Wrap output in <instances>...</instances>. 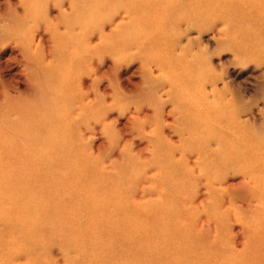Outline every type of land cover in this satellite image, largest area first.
Segmentation results:
<instances>
[{"label":"rangeland","instance_id":"obj_1","mask_svg":"<svg viewBox=\"0 0 264 264\" xmlns=\"http://www.w3.org/2000/svg\"><path fill=\"white\" fill-rule=\"evenodd\" d=\"M179 1L0 0V167L32 196L0 211V264H150L134 235L174 221L253 259L264 205L235 186L264 179V0ZM87 180L144 229L81 203Z\"/></svg>","mask_w":264,"mask_h":264},{"label":"bare ground","instance_id":"obj_2","mask_svg":"<svg viewBox=\"0 0 264 264\" xmlns=\"http://www.w3.org/2000/svg\"><path fill=\"white\" fill-rule=\"evenodd\" d=\"M164 1H165V4L168 3L169 5H174L175 7H177V6L183 7L184 6V4L180 3L179 0H164ZM128 7H129V9H132L133 4L129 3ZM126 8H127V5H126ZM15 77H16V74H13V76H11L9 78L5 77L4 81L7 82L9 80L10 83L11 82L13 83L14 81L18 82V80H16ZM45 143H47V142L45 141ZM48 144H50V143H48ZM42 146L46 147L45 145H42ZM247 147L249 148V144L247 145ZM253 147L254 146L251 144L252 150H253ZM47 151H48V149L43 148V151H42L43 153L38 154L37 160L43 161V160H45V158L47 159V157H49V156L51 157L52 156V155H50L51 152H49L47 154L46 153ZM224 164H225L226 168L232 167L234 164L233 157H230L229 160L226 161ZM4 166H6V165H4ZM258 168L264 173V160H263L262 165H259ZM19 174H20L19 172L12 169V166H7L6 168L0 167V211L5 209L9 205H11V206L16 205V208H15V210H16L19 207V204H23L25 206V204H28L31 201V199H32L31 195H27V196L22 195L20 192L15 190L13 187L14 183L18 181L17 178H19L21 176L20 175L19 177H17ZM40 175L41 174H36L35 176L29 177L28 184H30V182L32 180H36L37 177L39 178ZM25 176H27V173ZM250 180H252V179L250 178ZM250 180H248V181L251 182ZM248 181L243 180V181L239 182L238 185L235 186V188L236 189H242V190L244 188V190H247V188L250 186L251 191H253V193L251 196L252 198L249 201H257V203H255L254 205H257V204L264 205V186L259 187L262 184H264V182H263L264 179L262 180V179L256 178V185H258V187L251 186ZM260 182H261V184H260ZM209 184H210V182H209ZM81 186H82V188L80 189L81 193L86 192L85 194L88 193V196L85 197L86 200H80V201H81V203L86 205L89 209H91L92 211H97L99 209V206H100L98 203L105 199V203H104L105 208H108L111 204H113V208L109 207L110 208L109 211H111L112 214L117 217L116 220H118L120 218L118 221L123 222V225H125L126 230H128L129 228L132 229V228L136 227V231H137L141 226H142V229H144L142 222H141V224L139 223V219H140L139 210L141 208L138 207V204H134V206L132 207L133 209L131 207H127V206H129V205H127L129 203L121 202L120 199L118 198V194L116 192L106 193L105 192V185L102 182L99 184L95 183V185H94V182L87 180V182L83 183ZM98 186L100 188H98ZM235 188L228 186L224 189L226 190V192H229V191H232V189L235 190ZM250 188L248 190H250ZM211 200H213V198ZM19 201H21V202L19 203ZM221 202H220V204H221ZM133 203H135V202H133ZM250 204L251 203H249V205ZM246 206H248V205L246 204ZM32 208H35V207H32ZM129 208H131V209L126 210ZM137 208H139V210H137ZM35 209H38V208H35ZM122 209H124L125 211L123 212ZM229 209H230L229 206L225 207L223 213L221 214L223 216V218L227 216V214L229 213ZM239 209H242V208H239ZM126 211H128V213H126ZM22 212H25V211L22 210ZM168 212H169V210L163 211V208H162L158 214L157 213L156 214H150L149 216H154L152 218L154 220L153 224H160L159 222H161L163 220V219H161L162 218L161 216L167 215ZM32 213H34V212H32ZM230 213H232L234 215V214H236V210L234 209L233 212H230ZM125 214H128V216H125ZM168 215H170V218L172 217V214L168 213ZM213 218L218 219L219 214L214 215ZM10 219H13V215H10ZM207 220H208V218H207ZM127 221H129L130 223H128ZM230 221H232V220H230ZM259 222H260V224L264 225V223H262L261 221H259ZM166 225L167 224H165V226ZM173 225L174 226L171 227L172 231L174 230L173 234H172L173 237L170 236V234H169V236L172 237L173 242L169 239L170 240L169 245H168L169 242L166 239L167 236L161 242H158L156 240L154 241V240H149L145 237H141L140 236V230H139V232H136V234L133 237L135 239V241H133V243L132 244L130 243V244L132 246H133V244H136L140 248H143L144 256H146L145 258L149 261L150 264H210L211 260L215 264H254V263L255 264H264V226L257 229L252 234L251 238H254V241L252 242L250 254L252 253L253 259L252 260L251 259L245 260V256H237V257L231 258L230 254H229L230 244L227 241V239L221 241L222 247L219 245V242L217 240L210 237L211 239H209V241L207 242V245L198 243L193 248V246L191 244V240L193 239V236L195 237V232H194L195 229H194V231L191 230L190 232H188L187 225L185 224V222L184 223H175V221H174ZM220 226L221 225L219 224V227ZM215 227H216V225H215ZM164 230L168 231L167 229H164ZM198 230L199 229H196V231H198ZM170 232H171V230L169 231V233ZM214 234H215V232H214ZM143 236H147V232H145ZM197 237H199V236H197ZM201 240H200V242H201ZM172 251L174 253H172ZM238 253H239V251H238ZM241 257H243V258L241 259ZM137 258L139 259L138 256H137Z\"/></svg>","mask_w":264,"mask_h":264}]
</instances>
